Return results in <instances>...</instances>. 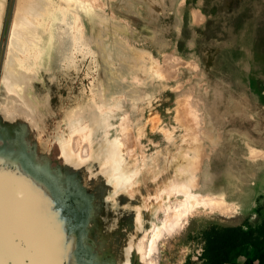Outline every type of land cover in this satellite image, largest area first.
<instances>
[{
    "label": "bare ground",
    "instance_id": "obj_1",
    "mask_svg": "<svg viewBox=\"0 0 264 264\" xmlns=\"http://www.w3.org/2000/svg\"><path fill=\"white\" fill-rule=\"evenodd\" d=\"M103 2H17L0 85V264H140L137 258L157 264L151 257L157 240L179 228L190 213L206 204L232 211L226 193L193 191L209 156L205 141L215 137L212 130L200 136L189 99L178 100L177 120L183 132L176 135L163 127L165 147L156 154L141 149L137 155L129 147L139 146L140 137L135 139L123 122L125 140L108 134L102 141L95 138L97 129L112 125L110 116L123 103L120 95L96 87L103 104L89 107L85 95H76V103L68 107L54 90L56 71L79 70L95 52L86 27L92 23L95 36L100 35ZM6 3L0 0V28ZM168 67L155 64L152 74L166 76ZM59 106L66 108L67 129L58 136L52 156L42 139L31 145L26 127L16 124L19 118L36 123L39 115L50 120ZM151 112V119L158 120ZM244 146L248 162L260 161L263 150L249 140ZM56 156L63 160L55 162ZM161 211L165 217L154 222Z\"/></svg>",
    "mask_w": 264,
    "mask_h": 264
},
{
    "label": "rangeland",
    "instance_id": "obj_2",
    "mask_svg": "<svg viewBox=\"0 0 264 264\" xmlns=\"http://www.w3.org/2000/svg\"><path fill=\"white\" fill-rule=\"evenodd\" d=\"M17 2L7 0L0 28V85ZM103 14L98 37L92 23L86 27L95 52L83 60L79 70L56 71L54 90L68 107L83 95L89 107L94 102L103 104L96 87L120 95L122 109L112 113L110 127L97 129L95 138L102 141L108 134L111 139L125 140L123 122L135 139L140 137L141 147H129L137 155L141 149L156 154L165 147L163 127H170L176 135L183 132L177 120L178 100L189 99L200 136L212 130L215 137V141H205L209 156L202 162L200 185L193 191L226 193L232 211L212 209L209 204L199 207L179 228L157 240L151 257L157 264H203V235L208 229L242 225L250 230L264 222V155L260 161L248 162L244 146L249 140L264 152V0H104ZM77 59L82 60V55ZM155 64L169 66L174 76L168 72L154 76ZM64 109H54L50 120L39 115L36 123L26 124L19 118L16 125L26 127L31 145L39 137L54 156V144L67 129ZM151 111L158 120L151 119ZM60 160L63 157L56 156L54 161ZM154 217V222L161 223L165 212ZM248 247L241 255L251 252ZM259 257L260 253L256 264ZM142 261L137 258L136 262Z\"/></svg>",
    "mask_w": 264,
    "mask_h": 264
},
{
    "label": "trees",
    "instance_id": "obj_3",
    "mask_svg": "<svg viewBox=\"0 0 264 264\" xmlns=\"http://www.w3.org/2000/svg\"><path fill=\"white\" fill-rule=\"evenodd\" d=\"M203 264H237L245 246H252L264 264V222L245 229L242 225L212 227L204 235ZM244 264H256L255 257H247Z\"/></svg>",
    "mask_w": 264,
    "mask_h": 264
},
{
    "label": "crops",
    "instance_id": "obj_4",
    "mask_svg": "<svg viewBox=\"0 0 264 264\" xmlns=\"http://www.w3.org/2000/svg\"><path fill=\"white\" fill-rule=\"evenodd\" d=\"M249 250H251V252L249 254H247L246 256L244 255V253L242 255H240L237 259V261L241 264H243V262L247 259V257H256L258 255L257 252H255L254 248L252 246L248 247ZM242 257H244V260H240Z\"/></svg>",
    "mask_w": 264,
    "mask_h": 264
},
{
    "label": "flooded vegetation",
    "instance_id": "obj_5",
    "mask_svg": "<svg viewBox=\"0 0 264 264\" xmlns=\"http://www.w3.org/2000/svg\"><path fill=\"white\" fill-rule=\"evenodd\" d=\"M121 109H122V106H121V108H120L119 110H121ZM52 114H53V113H52ZM52 114H51V115H52Z\"/></svg>",
    "mask_w": 264,
    "mask_h": 264
},
{
    "label": "built area",
    "instance_id": "obj_6",
    "mask_svg": "<svg viewBox=\"0 0 264 264\" xmlns=\"http://www.w3.org/2000/svg\"><path fill=\"white\" fill-rule=\"evenodd\" d=\"M202 254V253H201Z\"/></svg>",
    "mask_w": 264,
    "mask_h": 264
}]
</instances>
